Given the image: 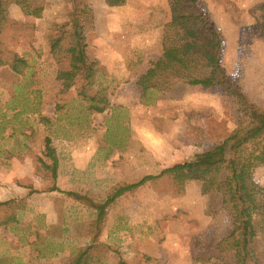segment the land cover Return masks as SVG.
Listing matches in <instances>:
<instances>
[{
  "label": "rangeland",
  "instance_id": "1",
  "mask_svg": "<svg viewBox=\"0 0 264 264\" xmlns=\"http://www.w3.org/2000/svg\"><path fill=\"white\" fill-rule=\"evenodd\" d=\"M223 38L222 64L246 99L264 110V0H199ZM88 60L98 70L86 93L105 99L102 113L63 90L49 54L48 36L68 28L72 5L44 0L39 18L10 5L0 47L28 63L16 76L0 67V264H67L92 243L97 210L115 190L146 175L194 160L221 143L240 120L221 87L190 85L204 71L158 75L144 93L138 79L177 38L167 0H127L109 7L86 0ZM168 38V39H167ZM49 139L58 157L56 186L81 200L49 191L40 167ZM255 202L264 211V167L254 170ZM31 191L37 193L29 194ZM200 194L197 182L176 193L162 177L110 204L91 251L93 264H234L231 221ZM213 212V213H212ZM264 264V236L255 242Z\"/></svg>",
  "mask_w": 264,
  "mask_h": 264
},
{
  "label": "trees",
  "instance_id": "2",
  "mask_svg": "<svg viewBox=\"0 0 264 264\" xmlns=\"http://www.w3.org/2000/svg\"><path fill=\"white\" fill-rule=\"evenodd\" d=\"M72 5L67 24L63 31L55 30L48 36L49 54L56 65V79L62 82L63 90H68L80 82L79 99L88 104V109L102 113L106 107L105 99H97L86 93L98 70L87 57L85 22L90 16L86 0H67ZM109 7H118L127 0H104ZM169 6V26L177 38L164 44L162 54L153 62L145 74L138 79V85L145 93L151 80L158 75L201 69L204 74L190 78V85L203 87L218 86L229 95L240 120L230 134L219 144L203 151L194 160L184 161L161 170L157 175H146L135 183L121 187L110 195L101 205L92 204L97 210L95 224L97 232L92 243L79 250L67 264H93V241L100 233L99 225L104 220L106 208L119 197L132 192L162 177L171 179L176 193L184 192L189 182L200 185V194L208 197L216 210L227 212L231 221L229 240L234 264H257L255 242L259 235L264 236V211L255 202L254 170L264 167V110L256 108L244 96L238 80L232 78L222 64L223 38L215 27L210 14L203 9L199 0H167ZM44 0H0V36L7 20L9 6L16 5L21 12L39 18ZM264 10V3L260 5ZM168 39V38H167ZM0 67H5L14 75L20 76L28 69L27 61L15 52L0 47ZM40 167L51 175L53 185L49 191H56L72 197L81 198L74 193H64L56 186L58 157L51 141H45V153L39 159ZM37 193L31 191L29 194ZM23 200L0 202V208L23 209ZM213 213V212H212ZM9 221L0 225L14 223V213ZM120 264H124L120 261Z\"/></svg>",
  "mask_w": 264,
  "mask_h": 264
}]
</instances>
